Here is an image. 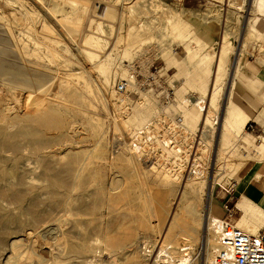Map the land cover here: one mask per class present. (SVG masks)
I'll return each mask as SVG.
<instances>
[{
  "label": "rangeland",
  "instance_id": "obj_1",
  "mask_svg": "<svg viewBox=\"0 0 264 264\" xmlns=\"http://www.w3.org/2000/svg\"><path fill=\"white\" fill-rule=\"evenodd\" d=\"M159 1L162 4L152 0H0V68L3 71L8 70L17 73V75H10L0 71V126L6 127L10 134H15V141L23 148L21 153L16 154V157L20 159L16 167L11 160L0 165V172H3L6 177V181L0 180V187L16 185L18 187L16 189L27 191L25 192L26 195L23 196V208L19 211L11 199L4 202L0 199V205L6 209L8 207L9 209H11L10 207L13 208L7 210L10 214L26 220L28 219L26 210L30 209L42 213L44 221H52V226L55 224L53 220L62 214L47 204L51 188L45 181L44 167L36 161L34 154H30V151L36 147L41 150L39 154H42L51 166H56V168L72 166L76 173L66 176V178H70V184L76 182L72 181L73 177L80 182L86 179L91 180V184L89 183L79 189H76L77 185H73L69 196L88 195L102 187L104 196L108 197L110 207L109 209L102 207L101 210L99 208L94 213L98 221L90 223L88 229L90 237V229L95 231L97 223L102 222L103 224L107 219H112L118 232H127V236H131L132 239L138 237L140 241L155 242L156 231L162 227L163 222L161 223V221L165 219L166 213L172 205L173 195L182 183L188 187L191 185L196 187L202 182L200 180L185 182L186 178L184 177H186L187 172L185 166L179 168L166 166L167 168L164 169H168V171L171 169L172 177L176 178L174 181L171 177L169 178L170 173L164 177L170 184L168 193L161 186L165 181L161 179L164 175L151 174L139 165L135 166L133 162L128 164L130 154L124 148L117 152L118 143L124 134L131 132L132 119L134 120L143 111V106L147 101L142 97V94L148 93L150 95L152 105L153 107L156 105L157 111L159 108V87L172 89L177 104L179 100L186 98V95H199L198 91L192 89V86L198 85L197 75L206 81L207 85L211 83V72L214 69V61L211 56L216 55L222 42H226L228 47H234L233 51H237L242 39L239 54L237 56L230 53L227 55L218 84L221 88L227 84V73L229 75V70L232 69L236 59V73L234 72L231 97L234 111L247 115L244 121L245 125L236 134L222 131L224 142L218 147L221 150L220 159H217L215 155L212 156L213 151H211L213 150L212 143L215 139L216 126H208L204 131L205 137L201 135L198 139V141H206L209 146L202 154V158L199 159L204 161L205 165L196 169L205 172L213 166L212 176L215 177L216 181L212 190V202L218 204L222 211V217H224V205L227 204L228 207L234 208V221L243 217L247 218L243 215L245 211L249 217L247 219L249 225L254 224V226H258V229L264 230V214L258 215L254 212L252 205L245 204L240 197L236 201L234 197L238 185L242 186L247 180L248 183L256 184L254 175L260 173L264 180V150L257 149V146L264 145V13L257 10L259 0ZM92 4L96 9L97 16L90 15L89 6ZM102 6L113 9V12L99 15ZM175 13L182 14L183 20L190 25V42H181L171 37V14ZM59 20L67 21L77 27L81 39L91 36V31H94L93 38L107 42L101 50L103 53L109 52L112 59L111 65L106 67L104 71L109 75V85L104 86L103 84L102 71L96 67L97 59L87 60L85 57L86 50L80 48L81 45L75 42L76 39L67 34ZM98 22L101 28L95 30ZM56 23L59 25H55ZM139 25L144 27V30L138 29ZM45 27H53L55 33L54 31L53 34L49 33ZM131 27H136V29L131 31L129 30ZM129 33L130 39L128 38ZM147 37L151 38L150 42L141 46L139 50L130 51V55L124 57L122 53L125 49V43L137 39L143 40ZM160 38L162 42L157 44L156 40ZM116 41L118 42L116 43ZM187 43L197 53V58L173 63L174 57H185V50L183 49ZM162 49H167L169 52L161 56ZM83 52L85 54H81ZM202 56H205L206 60L199 64L196 60ZM248 63H251L252 66V78L245 77L244 66ZM122 70H124V74L121 73ZM72 75L74 76L72 77ZM47 77L52 78L49 85V95H45L44 92L33 93L31 90L28 92L29 89L11 85L15 82L25 83L26 79H37L49 83ZM151 78L157 81H148ZM66 80L72 81L69 84L71 87L70 94L75 93L72 90L75 88L80 90L77 93L80 96L75 97V100H70L69 103L66 102L68 109L62 115V126L59 129L43 127L36 115L32 117L25 114V109L28 108L33 110L37 107L36 110L41 112V108L45 109L46 106L60 105L57 101L60 97L66 98L68 92L59 84ZM123 82L127 83L126 92L117 93L116 85ZM25 84L31 85L28 82ZM95 84L102 86L100 92L98 89V91L96 90ZM10 88L13 89L10 90ZM59 93H63L65 96H61ZM82 95L84 96L81 97ZM103 95L106 98L102 99L101 97V100L104 101L101 102L100 96ZM119 98H122L124 102H120ZM88 107L91 111H88ZM6 108L10 109L7 110ZM171 109L176 111L174 108L169 110L171 111ZM82 111H86L88 114L85 115L86 112ZM214 114L212 113L210 118H213ZM87 116H91L89 120ZM93 121H98L101 124L98 126L99 128L94 130L90 128ZM189 128L192 131L198 129L197 126H189ZM27 130L32 131L30 136L19 135V133ZM123 130H125L124 133ZM96 132L100 135L98 136ZM246 134L254 138L253 144L246 146L247 148L236 142L237 139L241 140ZM94 135L98 136L97 140ZM120 136L122 138L119 140ZM195 141L196 139H192L190 145L195 146L196 149ZM236 143L238 145L233 149L234 151L230 150ZM200 144L198 151H192L196 157L201 156L199 153ZM207 145L206 147H208ZM2 155L14 157L8 152L2 153ZM23 162L25 163L23 164ZM109 162H111V168H108ZM212 162L215 165L210 164ZM124 163L126 167H124ZM132 175L133 177H131ZM18 176L23 179V185L16 184ZM193 176L191 174L189 177ZM136 179H138V185L133 183ZM204 184L203 191H205L207 182L205 181ZM234 185L235 187H233ZM259 188L264 193V189ZM250 194L253 195V191H250ZM199 199L197 208L202 210L206 203L204 192L200 194ZM84 200L88 204L95 202L100 205L101 202L105 201V198L96 200L94 197H87ZM155 208L160 209L162 213V215L160 214L161 221L154 222L152 220L158 227L155 231L150 230L148 232L146 231V224L151 211ZM240 210H242L241 213ZM104 214H106L107 219ZM135 219L137 220L135 221ZM49 224L48 222L44 226L42 223L39 226L41 228L38 227L41 231L36 228L37 236L40 238L37 239L41 243H44V239L41 238L44 227L47 228ZM81 228L87 229L85 225H82ZM40 232L41 234H39ZM200 233L201 231H199L198 237H200ZM19 234L18 232L13 235ZM22 237L19 236L18 239ZM69 238L73 242L77 240V236L74 234H69ZM2 249L0 248V264H4V259L7 256L4 254L10 251L7 247L5 248L6 251ZM12 249L20 251L21 256H23V258L19 256L20 259L29 260L30 264H40L43 260V251L41 249L33 250L30 244H25L24 247L19 246L16 250ZM31 252H35V257H30L33 258L32 260L28 258ZM12 254L15 256L14 252ZM47 254L49 255V253ZM87 254L88 257L85 255L76 259L75 262L72 259L65 264H86L87 259L91 260L93 257L92 253L88 252ZM191 255H193L191 264H200L201 253L198 243L193 248ZM96 256H101V253L99 255L97 253ZM95 258L93 257L94 260ZM117 259L118 264H126L120 255Z\"/></svg>",
  "mask_w": 264,
  "mask_h": 264
},
{
  "label": "bare ground",
  "instance_id": "obj_2",
  "mask_svg": "<svg viewBox=\"0 0 264 264\" xmlns=\"http://www.w3.org/2000/svg\"><path fill=\"white\" fill-rule=\"evenodd\" d=\"M152 1H157L161 3V1L159 0H152ZM95 10L96 9L93 4L89 6V12L91 13L90 14L91 16L96 15ZM257 10L264 13V0H259ZM100 11L101 13H99V15L100 14H110L113 12V9H110L109 7L105 6L101 8ZM171 20H172L170 22L171 37H173V39L175 40H180L181 42H190V37H189L190 25L183 20L182 14L180 13L171 14ZM59 21L61 22L62 26L66 29L67 34H69L71 37L76 39L75 42L77 44L81 45L80 48H84L86 50L87 52L86 54L84 52L81 54H85V57L89 61L97 59L96 67L102 71L103 80H104L103 84L104 86L109 85V82H110L108 78L109 75H107V73L104 71L106 67L111 65L112 59L110 58L109 52L103 53L101 50L103 45L105 47V44H107V42H102L101 40L93 38L92 36L94 34V31H91V36L89 35L87 36V38L81 39L79 38L80 32L77 27H75L73 24L68 23L67 21H63V20H59ZM55 25L58 26L59 24L56 23ZM52 28L45 27V29L49 33L53 34L54 29ZM96 28L97 30L98 29L100 30L101 27H100L99 22L96 24L95 30ZM139 28L144 30V27L140 25L138 26V29ZM135 29L136 27L129 28V30L131 31L132 30L134 31ZM145 29L147 28L145 27ZM136 31H139V30H136ZM130 33L128 36L129 39L131 37ZM133 36H136V35L133 34ZM150 41H151V38L147 37L143 40L137 39L133 42L125 43L124 44L125 49L122 54L124 55V57L129 56L130 51L139 50L141 46H143L144 44H147ZM117 42L118 41H116V43ZM156 42L157 44L162 42L161 38L157 39ZM63 45H64V42H63ZM240 46L242 47V39H241ZM240 46L237 49V51H233L234 47L230 48L228 47V44L226 42H222V45L219 47L216 55L211 56V59H213L214 61V69L211 72V83L209 85H207V82L201 79V77L197 75L196 79H197L198 85H193L192 89L195 91H198L200 96L206 98V104H205L203 111L198 109L196 104L187 103L186 101L181 99L182 97L180 98L181 104H179L178 107L180 109V112H181V115L183 117L185 124L187 125L188 128L189 126L190 127L197 126V128L199 129L198 138H196V141H195V144H197L196 149L194 146V150L198 151L199 144L201 143L200 144L201 146L199 148L200 150L199 153L201 156L198 157L199 159L202 158V154L205 153L206 148H209V146L206 144V141L205 142H202V140L198 141L201 135L205 137L204 131H206V128L208 126L209 127L210 125L216 126L215 139L213 140V143H212L213 150L211 151H213L212 156L215 155L217 159H220L221 150L218 149V147L220 144H222V142H224V134H222V131H225V132L227 131L229 133L236 134V133H239L240 130H242V127H244L245 125L244 121L246 120L247 115L245 114L242 115L234 111L235 108H234L233 100L231 97V92H232L233 84H234L233 83L234 72L236 73L235 71L236 63H237L236 59H235L234 65L232 66V69L229 70L230 72L227 71L229 72V75L227 73V76H228L227 84L223 88H221L220 85L218 84L220 72L223 69L227 55L230 53V54H234L235 56H237L239 54L238 52H240ZM184 47L185 49L183 50H185V57L184 58L174 57L173 63L176 64L178 61L184 62L182 60H185V61L187 59L195 60L197 58V53L194 52V49L189 46V43H187ZM166 52H169V50L162 49V53L160 55L163 56L164 54H166ZM205 56L199 57L196 61H198L199 64L203 63L206 60ZM0 71H3V70L0 68ZM3 73L10 74V75H17L16 72L8 71V70L3 71ZM121 73L124 74V70H122ZM74 75H72V77ZM68 76L70 77V75ZM51 79H52L51 77H47V81L49 80V83L45 81H40L37 79H26L25 83L28 82L31 85H27L23 82H18V83L15 82V83H11V85H15L16 87L20 86L19 88H22V89H29L28 92L31 90V92L33 93L44 92L45 95H49L48 91L50 88L49 87L50 82H52ZM2 81H4V79H2ZM71 82H72L71 80L70 81L66 80L65 82L61 81V83L59 84L61 88L65 89V91L68 92V95L66 96V98L63 99V97H60L59 100L57 101L58 104L60 105L46 106L47 105L46 104L45 105L46 108L45 109L41 108L40 110L41 112H38L36 110L37 107L36 108L32 107L33 110L28 108L30 110L25 109L26 111L25 114L32 116V117L36 115L37 116L36 118L40 119L41 125L43 127L59 129L62 126V115H64V113H66V110L68 109L67 108L68 106L66 107V104L69 103V101L72 99L75 100L76 99L75 97L80 96V94H77L79 93L80 90H77L75 88L72 89L75 93L70 94L71 87L69 86V84ZM94 86H96L95 88L96 90L98 89L99 92L102 90L101 89L102 86H99L98 84H95ZM12 89L13 88H10V90ZM59 94H61V96H65L63 95V93H59ZM147 95L148 93L142 94V97L147 102L146 104H144L143 111L140 113V115L136 117L134 120L132 119L133 127L131 128L132 129L131 132H129L128 134H124L122 136L123 138L121 136L119 137V140L121 138L122 140H120L118 143L117 152H119V149H121L120 151L123 150L122 148L126 149L125 151H128L130 154V160L128 164L133 162L135 166L139 165L141 168H143L145 171H148L151 174H155L159 176L164 175L163 178L167 177L168 174L170 173L171 175L169 174L168 177L169 178L171 177V179L174 181V179L176 178L172 177L173 174L171 172V169H169L168 171V169H164L167 167L149 166V165L142 167L144 166V164H142L138 160L137 156H135L130 150L129 141H130V136L132 135V133L136 131L137 129H139L140 127L148 124L157 113L156 105L155 107H153L152 100L150 99V95H148L149 97ZM83 96L84 95H82L81 97ZM101 97L103 99L105 96L104 95L100 96V100H101ZM102 101L103 100H101V102ZM119 101L122 103L124 102L122 98H119ZM88 102L91 103V101H88ZM6 109L8 110L10 108H6ZM89 109L88 111H91V109L90 110ZM86 111H82V112H86ZM212 113H215L214 117L210 118V115ZM87 114L88 113L86 112L85 115ZM84 117L86 118V116ZM90 117L87 116L88 120L90 119ZM100 125L101 124H99L98 121H95V122L93 121V123H91L90 125L91 126L90 128L94 130L96 128H99L98 126ZM124 131L125 130H123V133ZM94 132L95 131H93V133ZM31 134H32L31 130H27V131H23L19 133V135H23L25 137H28ZM99 135L100 133L98 134V136ZM98 136H96L97 137L96 140L98 139ZM92 138L94 139L95 137H92ZM15 140H16L15 134H10L8 130L6 129V127L0 126V165L4 164L5 162L9 160H11V162L13 163L15 167L19 164L20 159L19 157H16V154L21 153L23 148L20 147L19 144ZM236 142H238L240 145H243V147L245 146V148H247L246 146L253 144L254 138L251 137L249 134H246L241 140L237 139ZM238 143H236V145L231 147L230 150L235 149ZM206 145L208 147H206ZM254 146L256 147L257 145H254ZM257 149L263 151L264 145L261 144L257 146ZM5 152H8L10 155H14V157L2 155V153H5ZM208 152L206 153L208 154ZM39 153H41V150H38V148L36 147H34L32 151H30L31 155L33 154L35 155L36 161H38L44 167L45 181L51 188L49 191L50 196H49V199L47 200V204L50 208L58 212H61L62 214H60V216H58L57 219L53 220L55 221V224L54 226H52L51 225L53 224L51 223L52 221L50 220L44 221L42 213L35 212L30 209L26 210L28 219L23 220L22 218L17 217L13 214H10V212H8L9 210L13 209L12 207H10L11 209H9L8 207L9 209L8 210L4 206L0 205V248H3L2 249L3 251L7 250L5 249L6 247L10 250L8 253L7 252L5 254L2 253L4 254V256H6L7 254L3 262L4 264H30L29 260L20 259V257L23 258V256H21L20 251H14L12 249L14 248L16 250V248L19 246L24 247L25 244L26 245L30 244L33 250L41 249L43 251V257H42L43 260L40 262V264H65L67 261L69 260L71 261L72 259H74V262H75L76 259L82 258L88 252L92 253L91 255H93L94 258L97 253L98 255L101 253V256H96V258L97 257L99 258L98 259L95 258V260L93 259V257H92L93 260L87 259L88 261L86 262V264H118L117 257L119 255L121 256L122 260L126 264H191L193 261V255H191V252L193 251V248L195 247L197 243L200 247V253H201L200 264H214V261H213L214 249L216 248L217 242H216L214 234L208 231L209 229L206 228V222H207V218H212V219L221 218L222 211L218 207V204L216 205L212 202V190L214 187V183L216 181L215 177L212 176L213 166L208 169L206 168L207 170H205V172L201 170L198 171L197 173L198 175H194L193 177H189L191 174L190 172L187 173L186 177H184L186 178L185 182L193 181V180H200V182L202 183H199L196 187L195 185H191L190 187H188L184 183H182L178 191L173 195L174 199H173V202L171 203L172 205L170 206V209L166 213L167 215L165 219H162V221L160 220L161 219L160 214L162 215V213L160 212V209L155 208L154 210L151 211L150 217L148 218V221L146 224V231L149 232L150 230L151 231L156 230L158 226L154 224L155 221L156 222L161 221V223L163 222V225L161 228H158L156 231V238L154 240L155 242H146L144 240L140 241L138 237H134L132 239L131 236H127L128 234L127 232H118L115 228L114 220L112 219L108 220L107 217H105L106 214H104V217L107 220L103 222V224L102 222H100L99 224L97 223V226H95V231L90 229L91 231V237H90L89 236L90 232L88 230L89 225L90 223H93L94 221L96 222L98 221V218H95L94 213L99 208L101 210L103 209L102 207L106 209H109L110 207L108 197L104 196L105 194L103 193L102 187L94 192H91L88 195L82 194L81 196H75V197L69 196V193L72 192L73 185H77L76 189L77 188L79 189V188H82L83 186L88 185L89 183L91 184V180L86 179L80 182L79 180H76L73 177L72 181H76V182H74L73 184L72 183L70 184V180H69L70 178H66V176H71L76 173V171L72 168V166H66L65 168L63 167L56 168V166L53 167L50 164H48V162H46L47 160L43 158L44 156ZM25 162H23V164ZM110 163L111 162H109L108 164L109 165L108 168L112 167L110 166ZM125 163H124L125 165L124 167H126ZM210 164H214V163L212 162ZM117 168H120V166H117ZM191 169H194V165L193 167H191ZM203 172L204 174H201ZM254 176L256 178L255 185L262 187L264 189V180L262 177L263 175L258 173L257 175H254ZM131 177H133V175ZM5 178L6 177L4 176V173L0 172V180L6 181ZM163 178L161 177V179L165 181H163L161 186H162V189L167 192L170 188L169 187L170 184L168 183V181H166L165 178L164 179ZM205 181L207 182V184H206L205 191H203ZM248 182H249L248 180L245 181L243 185H245ZM23 183H24L23 179L20 176H18L16 184L23 185ZM133 183L134 185H138V179H136ZM218 183H219V180H218ZM194 184H197V183H194ZM16 188H18L16 185H8V186L0 187V199L3 202L11 199V201H14L13 203H15V206L19 211L20 209L23 208L22 207V202L24 201L23 196L26 195L25 192L27 191L26 190L22 191ZM55 188H59V189H55ZM107 188L109 187L107 186ZM203 192L205 193V196H206V203H205L204 208L202 210H199L197 206L199 205L198 202L200 200L199 199L200 194ZM87 197H94L96 200L97 199L102 200L103 198H105V201L101 202L100 205H97V203L95 202L92 204H88L84 200ZM250 205L253 206V210H255L254 212L257 213L258 215L264 214V196L260 203H253ZM241 212L242 210H240V213ZM243 213H244L243 215H245L247 218L243 217L239 219L238 221H235L236 227L241 229L243 232H247V233H252V232L256 233L260 231V229H258V226H254L253 223H251L253 224L252 226L249 225L248 223L249 220H247L249 218L248 214L245 211ZM136 220L137 219H135V221ZM152 220H154V222H152ZM48 222L50 224L47 226V228L44 227L45 228L43 230L44 232L42 231L43 233H42L41 238L44 239L43 240L45 243L44 244L43 242L41 243L37 239L39 238V236H37L36 228H38L42 223L44 226H46ZM82 225H85L87 229L83 230L81 228ZM199 231H201L200 237H198ZM18 232L20 233L19 235H13V234H17ZM39 234H41V232ZM69 234L76 235L77 240L74 242L69 240L70 239ZM19 236H23V237L21 239H18ZM22 242H24L23 245H22ZM46 242H49V243L46 244ZM12 252H14L15 256L12 254ZM121 252L123 253L120 254ZM47 253H49V255ZM17 257L19 258L17 259ZM30 257H35V252H31L30 256L28 257L30 260H32L33 258H30Z\"/></svg>",
  "mask_w": 264,
  "mask_h": 264
},
{
  "label": "built area",
  "instance_id": "obj_3",
  "mask_svg": "<svg viewBox=\"0 0 264 264\" xmlns=\"http://www.w3.org/2000/svg\"><path fill=\"white\" fill-rule=\"evenodd\" d=\"M154 80L151 78L148 81ZM126 88V82L118 83L116 92L125 93ZM159 88L158 111L148 124L132 133L129 141L130 150L144 164V167L148 165L173 166V168L185 166L187 167L186 175L189 172L192 175H198L199 170L196 168H201L205 162L195 156L194 147L190 145V142L198 138L199 129L192 131L187 127L179 112L178 105L181 102L179 100L178 104L176 103L173 90ZM185 97L182 98L184 101L196 104L198 109L203 111L206 104L205 97L199 95ZM170 108L176 111L172 109L170 111ZM193 165L194 169H191ZM233 210L234 208L225 204L224 217L207 219L206 228L214 234L217 242L214 249V264H264V230L256 233L243 232L236 227Z\"/></svg>",
  "mask_w": 264,
  "mask_h": 264
},
{
  "label": "crops",
  "instance_id": "obj_4",
  "mask_svg": "<svg viewBox=\"0 0 264 264\" xmlns=\"http://www.w3.org/2000/svg\"><path fill=\"white\" fill-rule=\"evenodd\" d=\"M251 63L245 64L244 66V71H245V77H253V70L251 68ZM250 191H253V195L250 194ZM264 196L263 191L261 188L256 186L253 183H246L243 186L238 185L237 189L235 190L234 197L236 201L240 199L245 203V204H253V203H260L262 198Z\"/></svg>",
  "mask_w": 264,
  "mask_h": 264
}]
</instances>
